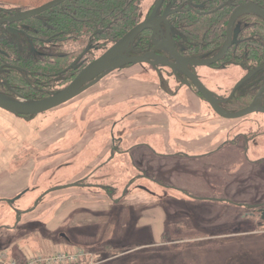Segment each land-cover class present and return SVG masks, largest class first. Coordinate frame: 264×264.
Returning <instances> with one entry per match:
<instances>
[{"label":"rangeland","instance_id":"rangeland-1","mask_svg":"<svg viewBox=\"0 0 264 264\" xmlns=\"http://www.w3.org/2000/svg\"><path fill=\"white\" fill-rule=\"evenodd\" d=\"M195 68L219 95L246 73ZM168 73L132 64L47 112L0 108V255L8 263L264 264V112L224 118ZM133 85L148 86L147 96L127 98ZM193 97L206 118L174 107H191ZM159 112L165 128L135 127L141 114ZM218 128L227 144L185 148ZM83 178L88 185H77Z\"/></svg>","mask_w":264,"mask_h":264},{"label":"trees","instance_id":"trees-1","mask_svg":"<svg viewBox=\"0 0 264 264\" xmlns=\"http://www.w3.org/2000/svg\"><path fill=\"white\" fill-rule=\"evenodd\" d=\"M49 1L0 0V17ZM156 1L144 12L145 0H66L14 24L23 30L21 35L1 28L0 93L40 100L61 91L80 70L148 17ZM244 1L164 0L158 14L169 7L180 8L168 17L177 49L187 57L209 58L219 52L226 40L233 8ZM253 1L264 8V0ZM236 26L240 27L237 42L213 67L238 65L247 72L264 63V19L256 14H245L236 21ZM151 36V29L141 32L130 53L141 55L150 51ZM168 72V76L173 75ZM161 85L173 92L167 77L161 76ZM263 85L264 69L236 89L222 106L230 111L246 108Z\"/></svg>","mask_w":264,"mask_h":264},{"label":"water","instance_id":"water-1","mask_svg":"<svg viewBox=\"0 0 264 264\" xmlns=\"http://www.w3.org/2000/svg\"><path fill=\"white\" fill-rule=\"evenodd\" d=\"M66 0H51L39 7L19 12L9 18L0 20V22H19L27 20L33 16L39 15ZM164 0H157L151 14L132 28L125 36L113 44L103 54L85 66L75 77V79L58 93L40 100H24L19 101L0 93V108L11 113L21 116H33L47 112L62 104L67 103L73 98L84 92L89 86L100 80L103 76L114 69L123 68L127 65L137 63H147L156 67L157 65L169 67L175 76L180 77L183 83L190 85V81L194 83L197 91L210 104L212 109L220 116L228 119L241 118L257 111H263L260 107L261 98L264 97V86L256 95L254 100L244 109L237 111L226 110L222 103L232 97L236 89L245 81L250 79L255 73L264 69V63L258 67L248 71L234 86L228 97L221 98L219 94L210 90L199 78L197 73L190 67L198 65L211 66L220 60L233 44L237 42L240 27L236 26V21L245 14H256L264 19V8L253 0H246L239 3L233 8L227 25L226 40L217 54L209 58L187 57L182 55L176 48L175 41L171 35V23L168 19L169 15L177 12L180 8H167L162 15H157L158 9ZM162 24L166 25V32L162 31ZM151 29V41L154 44L153 49L146 54L130 55L134 49V42L137 36L144 30ZM160 49L169 54V56L159 55L156 50ZM180 74H184L188 79L183 78ZM190 79V80H189Z\"/></svg>","mask_w":264,"mask_h":264},{"label":"crops","instance_id":"crops-1","mask_svg":"<svg viewBox=\"0 0 264 264\" xmlns=\"http://www.w3.org/2000/svg\"><path fill=\"white\" fill-rule=\"evenodd\" d=\"M130 89H133V90H130L129 92H126V95H127V98H135V99H138V98H143V97H146L147 96V93H148V89L149 87L148 86H144V87H138L137 85H133L132 87L130 86L129 87ZM177 91L174 94H176ZM177 97H173V100L175 101ZM177 106V110L179 111V113H184L186 111H189L190 113H194L195 115H198L199 113H201L202 115V119L206 118V114L205 112L202 110V107L201 105L197 104V100L195 99V97H193V100L191 101V107H187L184 105H181V109H180V104L179 102L175 103V106ZM193 106V107H192ZM157 118L155 116V114L151 113L150 117L148 116V113L145 115L144 114H141L139 116V119H141L142 121H138L139 125L138 126H135V127H138V129L141 128V130H144L143 127L146 125L148 127H154V124H155V128L156 126L159 128L158 125H160L162 128H165V123H164V119H163V116L164 114H161L159 112V114H157ZM161 116V117H160ZM223 128H218V129H215L214 132H212V135L210 138H207V136L205 135L204 137L200 136V140H196V141H193L192 143L191 142H187L186 145H185V148H188V147H192L193 149H195L194 152H201L202 149L208 147V146H216L218 143H221V141H223V138L225 136V133H223L221 130ZM145 132H141L142 135H144ZM138 134V133H137ZM142 137H145V136H142ZM190 143V144H188ZM138 143L134 140V142H125V145L127 146V148H125V151H129L128 149H130L133 145H137ZM124 145V146H125ZM179 153H182V152H179ZM39 250H43V248H40ZM15 259V258H14ZM24 259L25 261L23 262H27L28 263V258L27 256H24ZM18 260V259H16ZM20 261V260H19ZM22 262V261H21ZM30 262V260H29Z\"/></svg>","mask_w":264,"mask_h":264},{"label":"flooded vegetation","instance_id":"flooded-vegetation-1","mask_svg":"<svg viewBox=\"0 0 264 264\" xmlns=\"http://www.w3.org/2000/svg\"><path fill=\"white\" fill-rule=\"evenodd\" d=\"M164 12H165V11H164ZM157 15H162V14H158V12H157ZM11 16H12V15H11ZM11 16L0 17V20H3V19H6V18H9V17H11ZM21 22H23V21L13 22V23L5 22V21H4V22H0V29H1V28H5V29H6L7 31H9L10 33H14V34H16V35H21L23 30H22L20 27H15V26H13V25L16 24V23H21ZM21 25H22V24H21ZM235 27H236V23H235ZM162 31H163V32H166V25H165V24H162ZM153 47H154V44L152 43V47H151L150 51L153 49ZM176 48H177V47H176ZM177 50H178V49H177ZM150 51H148L147 53H149ZM178 51H179V50H178ZM156 53L159 54V55H165V56H167V57L169 56L168 53H166L165 51L160 50V49H157V50H156ZM145 54H146V53H145ZM130 55H132V54L130 53ZM141 55H142V54H141ZM182 55H183V54H182ZM149 65H150V64H149ZM213 65H214V64H213ZM213 65H211V66L213 67ZM260 65H261V64H260ZM127 66H130V65H127ZM150 66H152V65H150ZM237 66H238V65H237ZM258 66H259V65H258ZM258 66H257V67H258ZM125 67H126V66H125ZM152 67H153V66H152ZM156 67H159V68H160V67H161V68H168V71H171V72L173 73V71H172L169 67H167V66L157 65ZM156 67H153V68L157 69ZM123 68H124V67H123ZM190 68H191V70L196 71L195 66L190 67ZM214 68H215V67H214ZM224 68H225V67H224ZM255 68H256V67H255ZM217 69H220V68H217ZM252 69H254V68H252ZM252 69H250V70H252ZM250 70H248V71H250ZM80 71H81V70H80ZM80 71H79V72H80ZM160 71H161V70H160ZM248 71H247V72H248ZM260 71H261V70H260ZM247 72H246V73H247ZM258 72H259V71H258ZM246 73H245V74H246ZM255 74H256V73H255ZM77 75H78V74H77ZM77 75H76V76H77ZM76 76H75V77H76ZM180 76L183 77V78L188 79V77H187L186 75H184V74H180ZM253 76H254V75H253ZM171 77H174V78L177 79L178 81H180V79H181L180 77L175 76L174 73H173V75H171ZM74 79H75V78H74ZM74 79H73V80H74ZM73 80H72V81H73ZM189 80H190V79H189ZM248 80H249V79H248ZM72 81H71V82H72ZM71 82H70V83H71ZM245 82H246V81H245ZM178 83H179V82H178ZM190 83H191V84H190L191 87H194V89H197L196 86L194 85V83H193L192 81H190ZM67 86H68V85H67ZM263 86H264V85H263ZM263 86H262V87H263ZM239 87H241V86H239ZM239 87H238V88H239ZM262 87H261V88H262ZM233 88H234V86L232 87V89H233ZM238 88H237V89H238ZM261 88L258 90L257 94L259 93V91L261 90ZM232 89H231L229 92H227L226 94H224V95H223V94L220 95V97L223 98V97H227V96H229L230 93H231V91H232ZM175 92H176V91H175ZM235 92H236V91H235ZM57 93H58V92H57ZM55 94H56V93H55ZM234 94H235V93H234ZM234 94H233V95H234ZM257 94H256V95H257ZM53 95H54V94H53ZM226 95H227V96H226ZM256 95H255V97H256ZM18 96H20V95H18ZM51 96H52V95H51ZM255 97H254V98H255ZM254 98L252 99V101L254 100ZM205 101H206V100H205ZM252 101H251V102H252ZM206 102H207V101H206ZM223 103H224V102H223ZM223 103H222V105H223ZM260 107H261L262 109H264V97L261 98ZM257 112L261 113V112H263V111H257ZM246 138H247V136H246ZM228 141H229V139L225 140V142H224V141H221V143L218 144V145L213 149V151H214V150H217L219 147H222L223 144H227ZM247 141H248V139H247ZM85 179H86V178H83V179H82L84 182H80V183H79V182L77 181V182H78L77 185H81V184L85 185V184H87V183L85 182ZM87 185H88V184H87Z\"/></svg>","mask_w":264,"mask_h":264},{"label":"built area","instance_id":"built-area-1","mask_svg":"<svg viewBox=\"0 0 264 264\" xmlns=\"http://www.w3.org/2000/svg\"><path fill=\"white\" fill-rule=\"evenodd\" d=\"M0 264H17V263H16V261H13L11 263H8L6 261L5 255H0ZM26 264H30V263H26ZM53 264H55V263H53ZM58 264H61V263H58Z\"/></svg>","mask_w":264,"mask_h":264}]
</instances>
